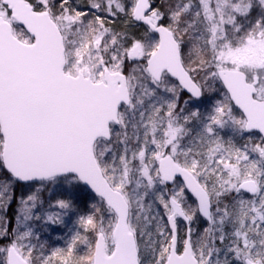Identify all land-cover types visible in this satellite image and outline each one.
Instances as JSON below:
<instances>
[{
    "label": "snow or ice",
    "instance_id": "1",
    "mask_svg": "<svg viewBox=\"0 0 264 264\" xmlns=\"http://www.w3.org/2000/svg\"><path fill=\"white\" fill-rule=\"evenodd\" d=\"M0 264H264V0H0Z\"/></svg>",
    "mask_w": 264,
    "mask_h": 264
}]
</instances>
